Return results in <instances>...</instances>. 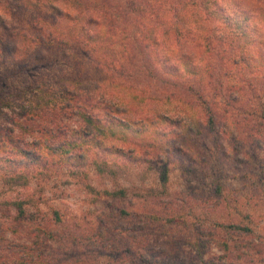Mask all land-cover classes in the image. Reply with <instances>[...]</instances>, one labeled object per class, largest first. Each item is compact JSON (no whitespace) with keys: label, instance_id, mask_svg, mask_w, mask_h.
<instances>
[{"label":"trees","instance_id":"1","mask_svg":"<svg viewBox=\"0 0 264 264\" xmlns=\"http://www.w3.org/2000/svg\"><path fill=\"white\" fill-rule=\"evenodd\" d=\"M250 1L178 0L171 8L176 19L173 24L165 23L159 26L160 31L144 34L145 24L141 23L134 36L145 54L142 65L148 77L157 82L166 79L165 84L178 91L179 81L197 78L199 87L190 86L185 90L205 112L207 124L214 132L219 115L231 113V107L242 99L245 85L239 79L244 71L255 73L264 93V0L251 4ZM26 7L36 9L32 12L35 18L16 26L15 16ZM112 7L108 0L94 6L87 0H0V65L13 62L10 71L0 69V117L7 116L10 121V125L0 127L3 184L10 188H27L34 174L43 179L51 178L57 168H67L77 178H88L93 168L101 183L108 179L111 185L102 184L97 188L90 182L85 183L83 189L94 195L92 202L109 198L126 203L125 206L119 203L108 206L94 225L86 221V215L64 220L54 209V223L68 221L71 228L64 231L67 235L60 237L65 239L64 246L57 250L49 244V240L56 239V234L42 222L33 221L41 213L40 199L30 195L7 200L9 209L14 210V219L5 224L6 227L0 224V264H88L83 259L87 253L75 251V247H104L108 234H112L111 241L119 245L123 231L138 240L151 223H179L176 216L164 217L155 211L136 208L129 197L133 188L123 184L121 178L134 166L146 165V169L139 172L142 176L160 165L159 179L165 186L171 156L184 155L188 165L202 160L198 158L199 152L187 153L179 145L196 130L194 124L185 126L181 120L166 114L160 103L161 96L148 95L146 90L132 92L134 88L130 85H126V92L119 89L122 83L117 77L128 75L135 60V49L130 48L125 39L128 32L125 24L130 20L121 22L119 19L138 20L149 7L141 0ZM65 20L80 23L75 37L85 50L97 49L92 62L95 66L101 65L108 78L53 82L37 79L23 87L9 85L11 75L27 71V66L21 62L28 54L44 61L48 59L50 48L58 46L64 48V56H68L70 46H67L71 40L59 26ZM12 70L15 73H10ZM186 94L172 92L171 98L179 101L186 98L185 104L192 103ZM258 107L260 110L251 114L260 119L264 136V101ZM222 152L226 156L224 147ZM222 188L217 184L214 191L221 195ZM139 192H148V189L139 188ZM28 206L37 214L29 213ZM108 212L112 214L109 218L118 215L125 220L124 224H118L121 234H116L115 225L108 226ZM130 219L135 220L132 229L125 226ZM83 222L87 224L85 230ZM213 225L226 233L251 231L248 226L237 223L216 221ZM21 227L28 229L29 241L10 240L5 235L9 231L17 236ZM175 240L171 235L169 239L158 241L159 244L156 240L146 241L140 247L123 241L127 256L120 264H185L180 256L181 247ZM190 243L200 261H205L201 241ZM225 244L229 243L225 241Z\"/></svg>","mask_w":264,"mask_h":264},{"label":"rangeland","instance_id":"2","mask_svg":"<svg viewBox=\"0 0 264 264\" xmlns=\"http://www.w3.org/2000/svg\"><path fill=\"white\" fill-rule=\"evenodd\" d=\"M101 1L103 0H87L88 4L92 6L98 5ZM108 1L114 7L129 5L131 0ZM141 1L149 7L147 13L141 14L138 20L131 17L119 19L121 22L130 20L125 24V27L128 28L125 39L132 46L130 48L135 49L133 52L135 60L128 75L117 77V80L122 83L120 87H117L122 92H126V85H130L134 88L132 92L146 90L148 95L161 96L160 103L163 110L166 109V114L181 120L185 126L190 123L194 124L195 133L185 141H180L179 145L183 146L187 153L199 152L200 157L198 158L202 160L188 165L184 155L181 157L180 155L171 156L168 166L169 180L165 186L159 179L162 170L160 165L150 172H144L145 174L142 176L139 175V172L142 169L141 172H143L146 165L134 166L121 178L123 184L133 188L129 197L133 200L136 208L142 209L144 212L155 211L164 217L176 216L179 218V223L176 225L166 222L163 224L151 223L146 234L138 240L131 237V233L123 231L121 235L123 240L119 245L115 241H111L112 234H108L105 236L108 240L105 241L104 247L93 246L84 249L78 246L74 249L87 253L83 259L88 264H120L122 258L127 256L124 251L126 243L134 242L140 247L143 242L156 240L155 242L159 244L158 241H164L173 235L176 237L175 244L181 247L180 256L185 264H264V136L260 119L251 114L255 110H260L258 104L264 101L261 82L254 77L255 73L244 71L243 76L239 79L240 83L245 85L241 101L231 107V113L224 116L219 115L216 132L210 130L207 124V115L200 106L196 105V99L185 90L190 86L198 88L197 78L179 81L181 84L179 91L182 94L183 92L187 93L186 95L189 96L192 103L189 101L188 104H185L186 98L184 101L183 99L181 101L173 100L172 92L179 94V91L176 87L167 86L166 79L157 82L143 72L145 68L142 65V59L145 54L138 42L134 40L138 25L141 23L145 24L144 30L142 29L144 34L155 33L157 29L160 31L159 26L165 23L167 26L173 24L176 19L171 8L177 4L178 0ZM256 1L251 0L250 4ZM33 10L36 9L26 7L24 11L18 13L15 16L18 20L16 26L19 25V22L24 24L31 18L34 19ZM60 25L71 40L68 46L64 45L70 46L68 56H64L66 50L58 46L50 48L48 59L44 61L36 60L33 55L28 54L21 62V65L27 66V71L22 74L20 72L21 75L18 76L11 75L9 85L23 87L37 79L53 82L56 80L108 78L107 71L103 72L101 65L97 63L95 66L92 62L96 59L97 49L85 50L75 37L78 34L80 23L65 20ZM72 27H75L74 30ZM50 29L53 30V27ZM121 36L123 37V34ZM12 67V61L0 65L1 70L10 71ZM10 73L15 72L12 70ZM213 87L210 89L213 90ZM191 113L192 115L189 117ZM9 122L7 116L0 117L1 128L10 125ZM222 147L227 151L226 156L223 155ZM33 176L30 187L27 188H10L5 186L0 178V224L3 226L6 227L5 224L14 219V210L9 209L6 201L16 200L20 197L26 198L30 195L40 199L41 213L33 221L42 222L45 227L50 228L56 234V239L67 235L64 231H69L71 228L68 226V221L54 223V213L52 212L54 209L59 211V215L63 216L64 220H71L73 217L84 218L86 215L88 218L86 221H90L94 225V223L97 224L98 216H102L104 211L108 210V206L111 208L112 204L119 203L121 206L126 204L125 200L117 202L109 198H102L96 203L92 202L94 195L83 189L85 183L90 182L97 188L102 184L111 185L108 179L101 183L93 168L89 172L88 178H77L67 168H57L51 178L43 179L41 175L35 174ZM217 184L223 186L221 195L214 191ZM139 188L140 190L148 189V192L137 193ZM160 192L163 193L159 194ZM135 207L133 208L135 209ZM28 212L36 213L31 206H28ZM109 213L106 217L108 226L115 225L116 234H121L122 231L118 224H124L125 220L118 215L109 218L110 215L112 216ZM216 221L241 224L248 226L251 231L236 230L226 233L213 225ZM83 223L82 227L85 230L87 224ZM125 226L132 229L135 226V220H128ZM5 235L10 240L14 239L20 242L30 240L28 229L25 227H21V233L17 236L12 235L9 231H6ZM61 238L49 240V244L60 250L64 246L65 240H61ZM192 240L201 241L205 261H200L197 251L192 248L190 243ZM225 241L229 243L228 246Z\"/></svg>","mask_w":264,"mask_h":264}]
</instances>
